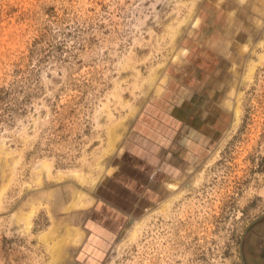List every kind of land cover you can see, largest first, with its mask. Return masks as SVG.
Wrapping results in <instances>:
<instances>
[{"label": "rangeland", "instance_id": "374dc122", "mask_svg": "<svg viewBox=\"0 0 264 264\" xmlns=\"http://www.w3.org/2000/svg\"><path fill=\"white\" fill-rule=\"evenodd\" d=\"M150 145L163 198L82 256ZM0 264H264V0H0Z\"/></svg>", "mask_w": 264, "mask_h": 264}, {"label": "crops", "instance_id": "0c3cea01", "mask_svg": "<svg viewBox=\"0 0 264 264\" xmlns=\"http://www.w3.org/2000/svg\"><path fill=\"white\" fill-rule=\"evenodd\" d=\"M156 151L150 145L147 156L151 158L142 160L134 152L123 150L110 172L105 174L97 188V199L85 219L83 231L88 239L84 240L82 256L94 257L108 251L136 213L154 207L163 198L169 184L165 158L172 155V151H167L165 158Z\"/></svg>", "mask_w": 264, "mask_h": 264}]
</instances>
